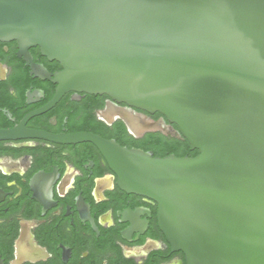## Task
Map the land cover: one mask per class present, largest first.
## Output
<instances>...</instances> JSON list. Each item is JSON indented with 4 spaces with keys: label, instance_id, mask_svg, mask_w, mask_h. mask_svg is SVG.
Returning <instances> with one entry per match:
<instances>
[{
    "label": "water",
    "instance_id": "1",
    "mask_svg": "<svg viewBox=\"0 0 264 264\" xmlns=\"http://www.w3.org/2000/svg\"><path fill=\"white\" fill-rule=\"evenodd\" d=\"M11 40L60 64L53 75L31 67L58 83L53 102L106 95L108 123L185 139L197 154L25 132L30 115L0 140L89 143L121 191L156 203L185 264H264V0H0V41Z\"/></svg>",
    "mask_w": 264,
    "mask_h": 264
},
{
    "label": "flooded vegetation",
    "instance_id": "2",
    "mask_svg": "<svg viewBox=\"0 0 264 264\" xmlns=\"http://www.w3.org/2000/svg\"><path fill=\"white\" fill-rule=\"evenodd\" d=\"M32 66L50 75L62 69L38 47L0 41V131L29 115L25 132L52 136L121 122L108 123L106 95L69 91L53 102L58 83ZM88 144L0 140V264H185L158 228L156 203L121 191Z\"/></svg>",
    "mask_w": 264,
    "mask_h": 264
},
{
    "label": "trees",
    "instance_id": "3",
    "mask_svg": "<svg viewBox=\"0 0 264 264\" xmlns=\"http://www.w3.org/2000/svg\"><path fill=\"white\" fill-rule=\"evenodd\" d=\"M93 133L105 139H114L119 145L127 148L151 151L154 157H165L170 154L176 157H194L197 154V151L191 150L189 143L185 139H175L170 136H164L159 132L148 133L136 139L127 133L125 126L121 122L113 125L111 129L109 127L96 126Z\"/></svg>",
    "mask_w": 264,
    "mask_h": 264
}]
</instances>
